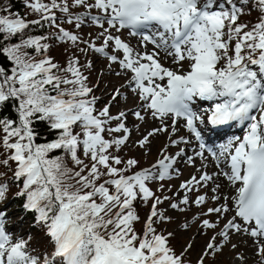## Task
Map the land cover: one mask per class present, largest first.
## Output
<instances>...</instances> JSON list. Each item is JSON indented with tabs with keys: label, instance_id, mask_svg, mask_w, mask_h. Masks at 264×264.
Here are the masks:
<instances>
[{
	"label": "snow or ice",
	"instance_id": "1",
	"mask_svg": "<svg viewBox=\"0 0 264 264\" xmlns=\"http://www.w3.org/2000/svg\"><path fill=\"white\" fill-rule=\"evenodd\" d=\"M24 4L36 19L0 9L5 13L0 14V57L8 62L0 65V204L15 187L41 241L34 245L32 231L14 235L6 227L5 204L0 208V264H190L195 236L177 251L176 233L162 227L172 217L160 205L167 201L168 208L185 212L209 200L214 206L193 217L196 235L208 237L195 264H216L226 248L234 253L230 264H248L241 245L253 249L259 258L255 264H264V0ZM73 8L85 11L76 14ZM253 12L254 22L243 19ZM86 25L100 31L86 39L78 31ZM37 28L50 31L30 34ZM123 30L138 38L135 47L118 34ZM49 41L103 55L109 70L118 65L115 75L123 74L126 82L98 107V85L89 86L86 74L92 62L82 64L73 52L61 64L49 54ZM125 88L136 103L114 114L118 98L127 101ZM197 100L210 107L196 111ZM129 116L139 123L129 127ZM148 118L158 126L132 142L133 130ZM205 118L213 126L238 124L244 134L213 149L199 128ZM37 124L54 138L41 142ZM181 127L198 142L193 155L180 147L192 144L179 135ZM160 134L169 143L149 167L121 155L128 147L150 154ZM169 147L179 150L169 155ZM184 156L189 164L205 161L199 175L183 181L172 196L157 195L151 184L160 182L163 192L164 182L180 175L174 166ZM209 156L216 168L212 173L205 170ZM221 178L226 183L218 182ZM210 183L212 195L201 194ZM224 187L230 191L223 192ZM173 197L179 199L172 202ZM138 201L145 206L151 201L139 230Z\"/></svg>",
	"mask_w": 264,
	"mask_h": 264
},
{
	"label": "rangeland",
	"instance_id": "2",
	"mask_svg": "<svg viewBox=\"0 0 264 264\" xmlns=\"http://www.w3.org/2000/svg\"><path fill=\"white\" fill-rule=\"evenodd\" d=\"M93 14H96V10H93ZM100 31L99 28L92 26V25H86L82 26V28L79 30L80 34L84 38H89V34H91L93 37ZM121 35L122 39L128 41L132 44V39L131 36H129L127 30H123L121 33H118ZM99 43V42H97ZM91 62L94 67V71L96 72L94 75V80H95V85H98L94 89V94L100 98V103L97 105L98 107H103L104 103H106L109 100V93H111L113 88H119L121 84H124L127 80V77L124 76L123 74L121 76H116V72H120L121 69L119 68L118 65H112L111 70H109V61L105 59V57L101 54H97L93 52L91 54ZM110 84V85H109ZM113 84V85H112ZM107 87V88H106ZM110 87V88H109ZM123 90V91H122ZM121 91L127 95V101L125 102L123 97L118 98L117 102L113 105L112 107V112L115 114L121 109H127V108H132L136 100L133 97V94L128 90V89H121ZM200 101V100H199ZM201 102V101H200ZM198 103V100L195 102L193 105L196 106ZM199 105L198 107L195 108L196 111H202V108ZM139 123L138 121L135 120L134 117L129 116V121H128V126L132 127L133 125ZM158 126V122L152 121L150 118L146 120L143 124H141L140 129L138 131L133 130L132 136H131V141L134 142L141 138L143 134H145L148 130H151V128ZM244 134V133H243ZM179 135H184L187 136L189 139L192 140L191 135L187 132L186 129L183 127L180 128ZM243 135H241L242 137ZM169 141L166 137L165 134H160L157 135L153 140H152V145H151V152L148 155L144 154V150H141L137 147H128L124 149V153L136 157L140 161L141 167H149L151 164L155 163L158 158H161L159 156L160 150L168 144ZM197 143L193 142L191 145H196ZM191 145H180V147H183L186 149V155H193V149H191ZM198 147V146H197ZM175 150V151H174ZM178 148L175 147H169L168 148V154L169 155H175V153L178 151ZM198 151V150H196ZM196 163V164H195ZM194 164H189L187 162L186 156L178 158L177 164L174 166L175 168L179 169L180 175L178 177H175L171 180L165 181V190L163 192L159 191V183L160 182H154L151 185L154 187H157V190L159 191V194L161 195H168L172 196L174 192L179 189V185L189 179L192 175H199V172H197V169L201 168V165L205 163V161H202L200 158L195 159ZM198 163V164H197ZM208 167L205 169L209 173H212L216 171L215 164L211 160L207 161ZM139 165V166H140ZM211 167V168H210ZM214 186L211 183L208 185L207 188H204L201 190V194L207 193L209 196L212 195L210 189L211 187ZM171 188V191H168L167 189ZM180 195H183V192L180 193ZM193 199H195L196 193L190 194ZM179 199V197H173V201ZM151 204V203H150ZM150 204L147 206V209H145L144 213L141 215V228L143 226V221L146 219V216L149 213L150 210ZM169 202H165L164 204L161 205L162 209H167V215L171 216L172 219L170 222L166 223L163 225V228H166L168 231H173L176 233V236L173 240V244L177 247V251L181 250L182 246L186 244L193 236H195V240L193 243V249L188 255V260L190 261L191 264H195L200 252L203 249L204 244L207 241V236H197L196 235V227L197 223H192L193 222V217L198 215L199 213L203 212L206 210L207 207H213L214 204L211 200L208 201V203L201 207L197 208L195 205H193L190 209L186 210L185 212H179L178 210L175 209H170L168 208ZM5 206V205H4ZM8 223L6 227L13 232L14 235H23L24 233L28 232L27 228V223L26 220L17 214L15 211H8ZM214 219V217H213ZM191 224L190 230H185L183 228L184 224ZM213 233L209 232L208 235H212ZM33 244H37L41 241V236L37 234H33ZM235 242V240H234ZM244 245H241L240 250L242 252ZM41 247V246H40ZM234 256V253L230 251V249H225L224 253L222 256H218L216 258V264H230L232 258ZM258 257L253 258L248 262V264H255V261L258 260ZM211 264V260L209 262Z\"/></svg>",
	"mask_w": 264,
	"mask_h": 264
},
{
	"label": "trees",
	"instance_id": "3",
	"mask_svg": "<svg viewBox=\"0 0 264 264\" xmlns=\"http://www.w3.org/2000/svg\"><path fill=\"white\" fill-rule=\"evenodd\" d=\"M5 7L9 8V10L14 14L26 16V18L28 20H32V19L37 18L36 14L31 13V11L25 7L24 0H0V9H3ZM84 11L85 10L83 8H73V12L76 14H81ZM0 14H5V13L0 12ZM57 15H60V13L58 12ZM243 19L245 21H253L254 22L256 19V12H253L249 16H245ZM65 27H69L71 30L77 31L74 28V26L65 25ZM48 31H50V29H47V28L39 29V28H37V29H35V31L33 33H30V34H47ZM49 43H51L53 45L52 48L49 50V54L52 57H54L57 62H59L61 64H64L73 52H75V54L80 57V61L82 64L86 63L87 61H92L91 60V54L93 52H91V51L88 52L87 55H85V54H82V53L76 51L74 48H70L68 44H62V43H58L56 41H49ZM7 63L8 62L3 57H0V65L7 64ZM94 70H95L94 67H92V69L86 73L89 76V86L95 85L94 75L96 72ZM99 104L100 103H98V105ZM37 128L41 132V137H40L41 142L45 139L54 138L53 135H50L48 133L46 127L43 124H37ZM124 152L125 151H123L121 153V155L125 156L126 158L127 157H134V156L130 155V153L128 155H126ZM55 154H59V153H55ZM139 167L144 168V167H141V165ZM151 188L154 192H156L157 195H161V194H159L157 187H154L151 185ZM15 191H16V188L13 187L9 193L8 200L5 201L4 204H0V208H3L4 205L6 204L7 205V211H15V212H17L18 215L22 216L26 220L28 232L32 231V235L37 234V230L33 229V227H32L33 214L26 213L23 210V208H22L23 198L15 197ZM150 203H151V201L148 202V205ZM147 206H145V204L142 201H138L136 203V205H135L136 211L140 217L144 213L145 209H147ZM160 207H161V205H160ZM136 227L138 230L141 229V222L138 223L136 225ZM40 246H41V250H42L44 247V243H41Z\"/></svg>",
	"mask_w": 264,
	"mask_h": 264
},
{
	"label": "bare ground",
	"instance_id": "4",
	"mask_svg": "<svg viewBox=\"0 0 264 264\" xmlns=\"http://www.w3.org/2000/svg\"><path fill=\"white\" fill-rule=\"evenodd\" d=\"M132 39V44H133V47H135L137 44H138V38L136 37H131ZM149 48H151V45H149ZM168 66H171L170 64ZM110 85V84H109ZM113 85V84H112ZM107 88V87H106ZM110 88V87H109ZM123 91V90H122ZM127 96V95H126ZM202 102V101H201ZM204 103H199L201 104V108L202 110L205 109V108H208L210 107V102H207V101H203ZM183 124V121H181V125ZM208 124L209 122L207 121V119H205L204 123L199 125V128L201 129L202 131V136L204 138V142L206 143L207 146L209 147H212L213 149H218L220 145L222 144H225L227 143V141L229 139H232L233 138V133L236 132V130L241 127L240 125L238 124H230V128L229 129H226V127L224 125L222 126H219V130L218 132H214V130H211L209 127H208ZM244 129V128H243ZM191 149H195V150H199L198 147H197V144L196 145H191ZM175 151V150H174ZM187 153V152H186ZM209 160H211V157L209 156ZM212 161V160H211ZM196 164V163H195ZM198 164V163H197ZM209 168V167H208ZM211 168V167H210ZM220 183H226L223 178H221L220 181H218ZM211 187V186H210ZM213 187V186H212ZM223 192H229L230 189L229 187H224L222 189ZM251 244V241H249V245ZM240 250V249H239ZM242 252H245L248 257H249V260H252L253 258L255 259V256H253V249L250 248L248 245H244L243 246V249H242Z\"/></svg>",
	"mask_w": 264,
	"mask_h": 264
}]
</instances>
